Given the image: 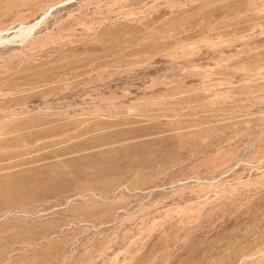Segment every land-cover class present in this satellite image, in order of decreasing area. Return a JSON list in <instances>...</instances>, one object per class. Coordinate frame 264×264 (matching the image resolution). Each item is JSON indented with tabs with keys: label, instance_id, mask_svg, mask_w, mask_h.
Listing matches in <instances>:
<instances>
[{
	"label": "rangeland",
	"instance_id": "rangeland-1",
	"mask_svg": "<svg viewBox=\"0 0 264 264\" xmlns=\"http://www.w3.org/2000/svg\"><path fill=\"white\" fill-rule=\"evenodd\" d=\"M0 37V264H264V0H0Z\"/></svg>",
	"mask_w": 264,
	"mask_h": 264
},
{
	"label": "bare ground",
	"instance_id": "bare-ground-1",
	"mask_svg": "<svg viewBox=\"0 0 264 264\" xmlns=\"http://www.w3.org/2000/svg\"><path fill=\"white\" fill-rule=\"evenodd\" d=\"M39 22H37L34 26L28 27L23 29V32L25 33H29L30 35L35 32V30L38 28ZM20 35V34H19ZM7 40V39H6ZM9 41V40H8ZM7 42V41H6ZM5 40L0 37V45H3L4 43H6Z\"/></svg>",
	"mask_w": 264,
	"mask_h": 264
}]
</instances>
